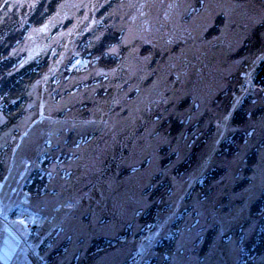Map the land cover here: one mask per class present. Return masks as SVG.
Segmentation results:
<instances>
[{
	"label": "rangeland",
	"instance_id": "1",
	"mask_svg": "<svg viewBox=\"0 0 264 264\" xmlns=\"http://www.w3.org/2000/svg\"><path fill=\"white\" fill-rule=\"evenodd\" d=\"M49 1H0V264H264V0H59L9 41Z\"/></svg>",
	"mask_w": 264,
	"mask_h": 264
},
{
	"label": "trees",
	"instance_id": "2",
	"mask_svg": "<svg viewBox=\"0 0 264 264\" xmlns=\"http://www.w3.org/2000/svg\"><path fill=\"white\" fill-rule=\"evenodd\" d=\"M2 1V0H0ZM59 3V0L56 1H49V3L47 4V6L43 9H37L32 13H29L28 15V19L29 20L27 23H25V27L22 30L21 33H15L14 35L13 33H11L9 36V41L13 38V41L16 43H21L22 40V35H24L25 32L28 31L29 28L31 27H37L40 24H42L45 20L49 19L53 14H55L56 11V7ZM41 5V3H40ZM42 6V5H41ZM37 20L33 23L30 22L31 20L34 21V19ZM8 30V29H7ZM11 31V29H10ZM12 32V31H11ZM3 43H0V53L2 52L3 54H5L6 50L5 48H3ZM48 64V60H41V61H34V63L27 65L26 67L17 70L11 77H10V85H13V89H20L22 87V85L24 84L23 81L25 80H35L38 76L36 74H41L44 69L47 67ZM36 72V74H34ZM4 72H1L0 74L2 75ZM2 77H0L1 79ZM255 85L259 86V87H264V62H262L259 66V68L257 69V72L254 76L253 79ZM7 91V90H5ZM36 177H39V174L36 175ZM41 180L43 181V177H41ZM31 183L33 185H39L42 184L40 182L36 181H31ZM44 184V183H43ZM43 187V185H42ZM32 192V191H31ZM26 262L28 263V259L26 258L25 260H23L22 264ZM21 264V263H19Z\"/></svg>",
	"mask_w": 264,
	"mask_h": 264
}]
</instances>
